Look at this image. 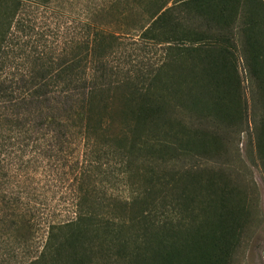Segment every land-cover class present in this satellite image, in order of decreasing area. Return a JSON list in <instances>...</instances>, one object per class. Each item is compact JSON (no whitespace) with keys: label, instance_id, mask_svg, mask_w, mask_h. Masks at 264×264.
<instances>
[{"label":"trees","instance_id":"trees-1","mask_svg":"<svg viewBox=\"0 0 264 264\" xmlns=\"http://www.w3.org/2000/svg\"><path fill=\"white\" fill-rule=\"evenodd\" d=\"M24 1L0 0V211L6 212L0 223L8 224L16 243L46 229L40 249L23 264H230L249 208L236 200L229 183L213 175L205 181L198 165L183 163L220 154L216 146L222 143L217 130L206 139V131L185 120L188 114L206 120L211 113L233 121L235 112L242 119L241 80L231 49L240 19L264 100V0H158L142 44L164 46L185 58L177 63L166 56L141 70L113 64L122 45L119 36L102 28L89 25L71 38L42 29L28 38ZM118 117L124 131L113 137L109 132ZM100 137L109 150L115 143L111 153L122 156L125 174L135 159L140 174L160 165V192L157 186L140 191L128 185L131 217L102 216L86 199L85 180L105 163L86 157L70 186L73 198L64 202L72 210L69 218H44L51 207L40 199L44 186L59 187L53 174L60 167L58 155L76 139L102 149ZM256 144L264 163V116ZM42 173L45 185L36 180ZM197 204L205 216L200 223L186 217ZM124 229L133 230L129 239Z\"/></svg>","mask_w":264,"mask_h":264},{"label":"rangeland","instance_id":"rangeland-1","mask_svg":"<svg viewBox=\"0 0 264 264\" xmlns=\"http://www.w3.org/2000/svg\"><path fill=\"white\" fill-rule=\"evenodd\" d=\"M157 2L158 0H26L24 1L25 8H23L25 26L27 27L25 31H27L28 38L42 29L48 35L52 34L53 36L63 32L71 38L76 32L84 33L86 27L91 25V27L102 28L107 33L119 36L118 43L122 47L118 49L117 56H113V64L122 63L126 69L132 70L148 69L166 56L181 63V59L185 58L184 54L182 55L178 51L167 52L164 46L157 44L146 46V43L142 44L140 39L144 31L143 28L148 26L149 20L155 12ZM241 11L244 16L243 5ZM242 22V19L237 22L239 29L235 30L238 32L232 37V43H234L231 46L237 57L238 73L241 80L242 119H237L239 112L234 113L233 121H224L211 113L205 114L208 116L205 118L206 120H199L193 118V114H188L185 120L187 125L199 132L206 131L208 133L206 139L212 137L213 130H217V135L222 137V143L216 146L219 148L220 154L216 153L214 156H210L212 158L200 154L203 156L202 158L191 160L188 157L184 159L183 163L189 168L198 165L197 169H200V174L205 181L213 175L218 177L219 181L229 183L234 194L238 197L236 200H241L248 205L249 214L230 264H264V163L257 152L256 144L257 131L264 116V100L259 89L260 83L252 75L251 66L248 63L245 38L240 30ZM237 23L235 27H238ZM154 35L157 38L159 33L155 32ZM136 41H139L141 45H136ZM128 61L131 63L129 64ZM238 110H240V106ZM32 112L36 113L37 111L33 109ZM124 125L121 118L118 117L110 128V136H120L121 134L122 137ZM99 141L103 143L100 145L103 147L102 149L98 145L86 148L85 144L78 139L65 145V151L58 155L57 165L60 167L56 169V172H53L57 177L59 187L55 190L44 186V195L40 199L43 207L47 205L51 207L44 211L46 213L44 218H49V221L54 222L69 218L72 210L66 207L64 202L73 198L70 186L74 183L77 164L80 166L85 163L86 157L93 160L101 157L105 163L101 164V167L92 168L86 174L85 182L89 191L86 199L96 204V211L100 215L111 217L113 221L119 220L117 217L127 220L132 215L131 209H128L130 207L128 203H131L132 200L128 185H132L131 188L140 191L148 186L158 185L157 179L162 173L160 165L154 167L150 173L140 174L139 171L142 168L137 171L141 166L135 164L139 162L135 159V163L129 162L128 169L131 172L125 174L124 166L126 164L122 161V156L120 160L119 155L111 153L115 150V143L111 144V150H109L106 144L110 146V143L105 137H100ZM93 143L97 144V142ZM43 177L42 173L36 179L41 183L40 185H45V182L40 180ZM15 178V176H11V179ZM155 190L160 192V186H157ZM191 209L193 212L190 208L188 209L187 219L197 217L196 223H200V220L204 221L205 216L199 213L202 211L200 205H194ZM5 213L4 210H1L0 216H4ZM45 230V227L36 229L32 240L22 242L23 238L18 244L16 238L10 233L8 224L0 223V264L26 263L29 253L35 255L34 253L40 249L39 243L45 238ZM132 231L124 229L121 233L129 239ZM16 245L18 246L17 250L14 249ZM100 250V248L95 250V254H100Z\"/></svg>","mask_w":264,"mask_h":264}]
</instances>
